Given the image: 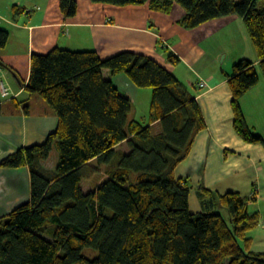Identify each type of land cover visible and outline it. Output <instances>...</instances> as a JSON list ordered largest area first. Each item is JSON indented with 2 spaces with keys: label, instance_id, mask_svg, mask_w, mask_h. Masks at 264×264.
Segmentation results:
<instances>
[{
  "label": "trees",
  "instance_id": "1",
  "mask_svg": "<svg viewBox=\"0 0 264 264\" xmlns=\"http://www.w3.org/2000/svg\"><path fill=\"white\" fill-rule=\"evenodd\" d=\"M90 1L148 5L165 14L178 5L184 11L179 25L186 30L236 16L264 78V6L258 7V0ZM59 10L73 18L76 0H59ZM8 37L0 28V50ZM168 60L177 58L169 55ZM104 71L151 90L147 125L130 119L131 101ZM231 73L234 132L245 143L263 145L240 107L242 96L258 84L256 69L240 60ZM25 90L47 104L57 125L42 144L20 147L0 161L3 169L27 168L30 184L29 201L7 220L0 217V264H264V252L249 250L247 237L259 225L258 213L249 211L238 191L200 186L201 212L190 211L188 181L177 178L175 170L206 124L195 98L152 58L124 51L102 59L94 51L54 48L31 56ZM53 146L58 161L47 169L44 162ZM93 162L105 164L108 178L84 193V171ZM254 195L255 187L250 201ZM85 249L97 256L85 257Z\"/></svg>",
  "mask_w": 264,
  "mask_h": 264
},
{
  "label": "crops",
  "instance_id": "2",
  "mask_svg": "<svg viewBox=\"0 0 264 264\" xmlns=\"http://www.w3.org/2000/svg\"><path fill=\"white\" fill-rule=\"evenodd\" d=\"M76 4V15L64 18L59 0H0V28L9 35L0 50V61L10 69L0 68V76L16 95L10 100L0 97V155L10 153L3 148L12 138L21 146L39 144L57 125L56 116L40 97L25 90L33 54L44 55L58 48L94 51L106 59L129 51L152 58L172 73L200 107L206 128L195 137L188 156L175 170L177 178L188 181L192 213L201 212L196 195L200 186L220 193L235 191L231 189H239L242 179L257 182L264 175V144L245 143L233 129L228 86L232 66L240 60H249L255 69L258 64L240 18L229 16L186 30L179 25L184 11L178 5L165 14L148 5L116 7L90 0H76ZM169 55L177 61L170 62ZM104 76L131 101L130 119L147 125L151 90L136 88L123 74L111 76L104 71ZM258 78V84L240 99L247 125L245 111L260 112L264 104V78ZM199 81L205 83L204 88H199ZM34 105L40 107L39 113L32 112ZM153 126L156 130L157 124ZM15 174L0 170V216L10 199L5 178Z\"/></svg>",
  "mask_w": 264,
  "mask_h": 264
},
{
  "label": "rangeland",
  "instance_id": "3",
  "mask_svg": "<svg viewBox=\"0 0 264 264\" xmlns=\"http://www.w3.org/2000/svg\"><path fill=\"white\" fill-rule=\"evenodd\" d=\"M259 4L258 7H263L264 6V0H258ZM221 61V58H220ZM256 72L260 78H263L262 72L260 68L257 66L256 67ZM41 99V98H40ZM41 101H43L41 99ZM43 103L47 106V104L43 101ZM264 104L261 106L262 109L260 112L253 111V110H248V112L245 111L247 121H248V126L250 131L253 134L259 135L262 137L264 140ZM39 106L34 105L32 107V112L39 113L38 112ZM253 111V112H252ZM147 118V117H146ZM148 122V118L145 119V123ZM45 141V140H44ZM44 141H42L39 144H30L27 146H21L18 145L19 143L13 140V138L10 140V142L5 145L3 148V152L9 150V154H1L0 155V161L7 157L8 155L12 154L15 152L18 148L20 147H29L32 145H40ZM124 151H127V148H123ZM58 161V153L57 149L55 146H53L52 151L50 152L49 158L47 159L46 162H44V166L47 169H53ZM0 170H3V168L0 167ZM9 170L11 172L15 171V175L12 177L5 178V182H9V188L6 186L5 191L9 192L10 199L7 202V207L4 209L5 213H3L0 217H4L5 220H7V216L18 206L26 204L29 199H30V184H29V172L27 168H20V169H15V170H10V169H4ZM106 170L105 164L98 163V162H93L90 167H88L87 170L84 171V179L81 182V187L83 192H88L94 187L95 185L104 182L107 180L106 174H104ZM27 174V176H24V172ZM255 187L256 190V200L255 201H250L252 191ZM238 191L240 193V196L242 198H246L248 201V207L250 212H257L259 216V225L255 229H252L248 234L247 237L252 239L250 242V247L249 250L253 252H264V175L261 176L260 179L256 181H249L242 179V184L240 185L239 189H231ZM222 193H225L227 191H221ZM217 212L221 213L224 219H227V213L220 208L216 209ZM82 254L85 257L88 258H94L97 256V252L89 249H85L82 251Z\"/></svg>",
  "mask_w": 264,
  "mask_h": 264
},
{
  "label": "built area",
  "instance_id": "4",
  "mask_svg": "<svg viewBox=\"0 0 264 264\" xmlns=\"http://www.w3.org/2000/svg\"><path fill=\"white\" fill-rule=\"evenodd\" d=\"M199 88H204L205 83L203 81H199L198 83ZM0 97L5 100H10L11 98H16V95H13L4 82L3 78L0 76Z\"/></svg>",
  "mask_w": 264,
  "mask_h": 264
},
{
  "label": "water",
  "instance_id": "5",
  "mask_svg": "<svg viewBox=\"0 0 264 264\" xmlns=\"http://www.w3.org/2000/svg\"><path fill=\"white\" fill-rule=\"evenodd\" d=\"M0 67H1V63H0Z\"/></svg>",
  "mask_w": 264,
  "mask_h": 264
}]
</instances>
